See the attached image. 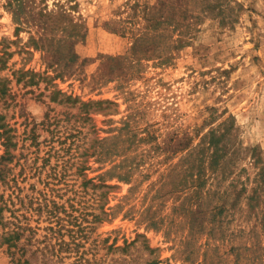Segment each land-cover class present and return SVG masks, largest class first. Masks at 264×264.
<instances>
[{"label":"rangeland","instance_id":"1","mask_svg":"<svg viewBox=\"0 0 264 264\" xmlns=\"http://www.w3.org/2000/svg\"><path fill=\"white\" fill-rule=\"evenodd\" d=\"M54 1L0 0V264H264V0ZM214 127L222 186L187 156Z\"/></svg>","mask_w":264,"mask_h":264},{"label":"trees","instance_id":"2","mask_svg":"<svg viewBox=\"0 0 264 264\" xmlns=\"http://www.w3.org/2000/svg\"><path fill=\"white\" fill-rule=\"evenodd\" d=\"M28 1L29 0H5V7L10 11H12L17 19L21 20V18L23 19L22 16H24L23 15L24 12H25V17L26 15L29 14L30 9H29ZM44 4H45L44 7L40 8L37 11L38 14L42 16H46L48 18L53 17L54 19H57V21H60V19L66 17L68 18V21L72 20L73 22H75L74 25L76 26V29H79L78 27L79 25H81V23L78 21H74L75 19L72 17L70 13V9L76 7V5H71L69 9L65 6L64 3H62V0H56L54 1V5L56 6V9H54V8H49L47 3ZM229 133H230L229 127L228 128L226 127L223 130L214 127L211 128L203 137H201L199 143L193 145L192 142L191 143L189 142L187 147L188 148L187 156H190L193 153L200 154L201 157L200 160L202 161L203 168L208 171H211V173L214 174L213 179H215L216 184L220 186H222L223 184L222 182L225 181L229 173H231L230 166H235V158H236L235 156L237 153V149L241 146L240 143H238L237 145L234 144L230 149L225 151L226 144H224L223 142H225ZM190 138L192 139V137ZM85 152H87V148H85L84 153ZM99 154L102 156L107 155L106 151H101ZM116 156L118 155L113 156V159L111 160L113 164L109 169H106L103 173L98 174L96 177H89L85 183L88 184L89 182H93L94 179H98L99 183H92L94 187H106V188L115 187V184L109 183V180L111 179H107V178L103 179L102 177L108 175L111 169L115 167H121L119 163H122L125 159L117 163ZM88 167L82 164L78 169L81 171L83 168L85 169ZM102 167H104V165ZM129 171L130 170L127 169L125 171L122 170L114 176H116L119 179H123L124 181H130V177H127L126 175ZM112 176L113 175H110V178H112ZM252 181H254V183L256 182V185L252 188V191L254 192H252L250 196L251 200L255 199L254 193L256 192L258 185L264 182V165L259 167V171L256 174V178ZM206 186L208 185H207V181L205 180V188H206L205 193L210 191L209 187ZM236 186L237 185L233 184V182L231 181L227 185H225L223 189L221 188L220 191L223 197L231 194L234 197H237L241 192L246 191L245 184L242 183L240 188H237ZM210 188L212 189V187ZM254 206L255 205H250L251 208H253ZM98 207H101L100 204H98ZM112 207L114 206H108V211L104 209L101 213L95 214L93 216L92 222L102 221L104 220V217L107 218V216L113 215L111 211ZM152 264H157V262L156 263L153 262Z\"/></svg>","mask_w":264,"mask_h":264}]
</instances>
